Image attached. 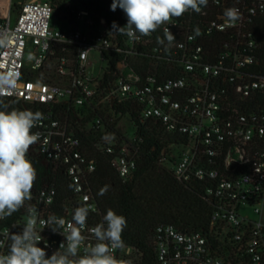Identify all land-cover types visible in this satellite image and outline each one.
Masks as SVG:
<instances>
[{
	"label": "built area",
	"instance_id": "obj_1",
	"mask_svg": "<svg viewBox=\"0 0 264 264\" xmlns=\"http://www.w3.org/2000/svg\"><path fill=\"white\" fill-rule=\"evenodd\" d=\"M19 2L0 0V82L8 81L0 97L44 119L28 153L37 170L32 200L0 220V254L28 204L49 256L66 242L61 233L78 227L77 207L89 208L81 233L94 245L92 229L106 214L90 182L96 155L131 180L143 128L164 145L160 164L200 190L210 214L199 231L155 224L152 259L127 244L113 255L130 264H264V0H208L135 41L114 32L127 23L119 7L107 14L81 0ZM228 8L238 10L235 22ZM165 27L176 37L167 50L157 42ZM49 217L64 225L45 227Z\"/></svg>",
	"mask_w": 264,
	"mask_h": 264
},
{
	"label": "clouds",
	"instance_id": "obj_2",
	"mask_svg": "<svg viewBox=\"0 0 264 264\" xmlns=\"http://www.w3.org/2000/svg\"><path fill=\"white\" fill-rule=\"evenodd\" d=\"M207 5L208 0H113L112 10L119 7L127 17L125 26L118 27L114 23L113 29L133 41L139 40L150 36L162 25H170L173 18H179L189 10L200 13ZM224 16L229 22H235L239 18L238 10L228 8ZM163 31L164 39L158 37L157 42L167 50L176 37L169 27ZM196 32L199 34L198 29ZM3 83L8 81L0 82ZM43 119L40 111L0 108V220L11 217L32 200L37 170L28 153L30 147L40 140V133L32 129ZM88 214V207L74 210L72 219L78 227H73L67 233L60 232L66 242L61 243L59 249L49 256L45 248L38 246L42 239V229L36 227L38 210L35 205L28 204V218L22 230L7 234L10 244L7 253L0 254V264H130V261L117 259L113 255L114 250L124 247L122 233L127 226L126 218L108 209L103 216L104 222L92 229L97 241L93 245L85 244V237L81 233ZM42 223H45V227L50 224L62 227L64 220L49 217L47 222ZM52 230L57 232L56 228ZM81 248L83 254H80Z\"/></svg>",
	"mask_w": 264,
	"mask_h": 264
},
{
	"label": "trees",
	"instance_id": "obj_3",
	"mask_svg": "<svg viewBox=\"0 0 264 264\" xmlns=\"http://www.w3.org/2000/svg\"><path fill=\"white\" fill-rule=\"evenodd\" d=\"M81 1L101 13L111 11L112 0ZM0 108L33 111L30 106L9 102L4 97H0ZM140 133L144 143L137 171L131 180L123 182L108 158L98 154L97 170L90 182L104 212L112 209L126 218L127 226L122 233L124 244L138 247L152 259L147 240L155 224L167 223L183 230L199 231L208 222L210 206L200 190L179 183L160 164L164 145L158 135L143 128ZM40 171L43 176H51L49 170Z\"/></svg>",
	"mask_w": 264,
	"mask_h": 264
},
{
	"label": "rangeland",
	"instance_id": "obj_4",
	"mask_svg": "<svg viewBox=\"0 0 264 264\" xmlns=\"http://www.w3.org/2000/svg\"><path fill=\"white\" fill-rule=\"evenodd\" d=\"M22 2L23 0H18V2ZM19 2V3H20ZM261 221H262V223L264 224V210L262 211V213H261Z\"/></svg>",
	"mask_w": 264,
	"mask_h": 264
}]
</instances>
